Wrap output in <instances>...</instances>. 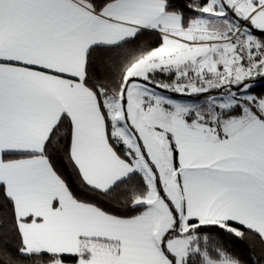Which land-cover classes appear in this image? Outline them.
Masks as SVG:
<instances>
[{"label":"snow or ice","instance_id":"snow-or-ice-1","mask_svg":"<svg viewBox=\"0 0 264 264\" xmlns=\"http://www.w3.org/2000/svg\"><path fill=\"white\" fill-rule=\"evenodd\" d=\"M0 264H264V0H0Z\"/></svg>","mask_w":264,"mask_h":264}]
</instances>
